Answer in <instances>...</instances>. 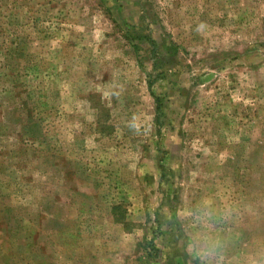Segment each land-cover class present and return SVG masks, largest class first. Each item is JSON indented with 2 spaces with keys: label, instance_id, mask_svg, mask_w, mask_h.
I'll return each instance as SVG.
<instances>
[{
  "label": "rangeland",
  "instance_id": "374dc122",
  "mask_svg": "<svg viewBox=\"0 0 264 264\" xmlns=\"http://www.w3.org/2000/svg\"><path fill=\"white\" fill-rule=\"evenodd\" d=\"M0 264H264V0H0Z\"/></svg>",
  "mask_w": 264,
  "mask_h": 264
}]
</instances>
